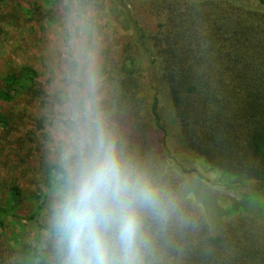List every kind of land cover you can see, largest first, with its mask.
<instances>
[{
    "label": "trees",
    "instance_id": "16d2710c",
    "mask_svg": "<svg viewBox=\"0 0 264 264\" xmlns=\"http://www.w3.org/2000/svg\"><path fill=\"white\" fill-rule=\"evenodd\" d=\"M79 3L107 7L128 33L109 61L112 94L98 104L125 155L167 193L166 218L145 215L149 264H264V0ZM20 14L55 21L65 5L0 0L1 21ZM5 82L0 147L16 150L24 174L38 166L43 174L38 194L27 196L15 181L0 185V264H59L50 217L63 162L36 154L43 149L36 132L11 139L27 118L12 107L46 106L50 96L32 67L11 70ZM29 142L34 152L25 151ZM189 157L225 180L188 168ZM216 186L242 194L223 209Z\"/></svg>",
    "mask_w": 264,
    "mask_h": 264
},
{
    "label": "rangeland",
    "instance_id": "374dc122",
    "mask_svg": "<svg viewBox=\"0 0 264 264\" xmlns=\"http://www.w3.org/2000/svg\"><path fill=\"white\" fill-rule=\"evenodd\" d=\"M63 1L65 14L57 16L55 21L29 20L23 14L0 20V90L6 88L5 80L11 70L28 66L36 71L38 83L44 85L50 96V104L46 106L18 101L12 107L26 113L27 118L24 126L15 130L10 138L18 140L29 132H36L43 145L36 154L52 162L62 160L65 150L74 143L77 131L74 122L79 118V108L89 92V82L95 84L98 102L109 100L113 89L109 61L116 48V39L128 35L107 7L96 9L79 3L80 0ZM39 121L41 130L38 129ZM168 145L175 149L176 144L171 140ZM34 150L33 144H25L26 152ZM182 162L188 168L201 166L213 181L224 179L220 173L210 171L203 162H196L191 157L182 158ZM25 167L12 146L0 147V185L15 181L27 196L38 194L43 168L38 166L24 174ZM214 191L221 199L223 209L242 194L223 186L214 187ZM261 203L264 205V198Z\"/></svg>",
    "mask_w": 264,
    "mask_h": 264
},
{
    "label": "clouds",
    "instance_id": "9594fccd",
    "mask_svg": "<svg viewBox=\"0 0 264 264\" xmlns=\"http://www.w3.org/2000/svg\"><path fill=\"white\" fill-rule=\"evenodd\" d=\"M76 129L50 217L59 264H149L145 215L165 219L167 193L105 126L93 81Z\"/></svg>",
    "mask_w": 264,
    "mask_h": 264
}]
</instances>
